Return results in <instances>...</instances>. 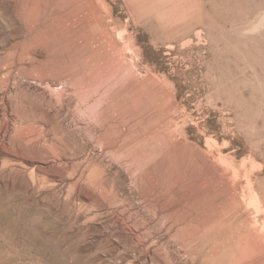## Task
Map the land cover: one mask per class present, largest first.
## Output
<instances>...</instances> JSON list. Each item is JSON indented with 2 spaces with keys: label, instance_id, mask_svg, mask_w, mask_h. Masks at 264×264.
Here are the masks:
<instances>
[{
  "label": "rangeland",
  "instance_id": "obj_1",
  "mask_svg": "<svg viewBox=\"0 0 264 264\" xmlns=\"http://www.w3.org/2000/svg\"><path fill=\"white\" fill-rule=\"evenodd\" d=\"M0 264H264V0H0Z\"/></svg>",
  "mask_w": 264,
  "mask_h": 264
},
{
  "label": "bare ground",
  "instance_id": "obj_2",
  "mask_svg": "<svg viewBox=\"0 0 264 264\" xmlns=\"http://www.w3.org/2000/svg\"><path fill=\"white\" fill-rule=\"evenodd\" d=\"M48 8V7H47ZM47 13V12H46ZM49 13V12H48ZM46 14H44V16H45ZM43 19H44V17H43ZM183 203V202H182ZM167 211V210H166Z\"/></svg>",
  "mask_w": 264,
  "mask_h": 264
}]
</instances>
